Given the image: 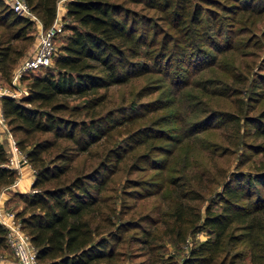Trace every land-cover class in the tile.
Segmentation results:
<instances>
[{
    "label": "trees",
    "instance_id": "1",
    "mask_svg": "<svg viewBox=\"0 0 264 264\" xmlns=\"http://www.w3.org/2000/svg\"><path fill=\"white\" fill-rule=\"evenodd\" d=\"M24 1L43 28L53 24L58 0ZM202 3L217 5L213 0H66L59 4L64 7L63 26L54 38L62 37L51 65L40 73L38 68L23 73L20 82L28 79L26 95L0 97L6 125L35 170L31 191L16 192L14 198L23 203L15 215L36 249L37 263L121 264L120 245L131 229L140 231L139 239L150 252L160 247L157 240L169 237L180 242L199 224L207 238L190 248L182 264H226L228 257L231 264H241L243 259H248L247 264H264V160L252 172L226 170L218 174L216 184L224 182L215 195L217 209L207 206L203 216L192 204L199 199L193 187L172 186H181L186 174L169 178V187L161 184L144 194L147 197L166 189L169 205L163 212L158 210L159 218L148 214L138 218L136 204L120 199L118 204L113 194H108L115 191L114 176L119 171H135L152 161L155 149L156 153L170 152L161 144V148H151L152 141L167 140L168 136L150 126L129 128L126 136L113 134L118 127H129L165 105L131 102L109 109L108 90L152 72L169 75L174 58L186 61L189 48L195 50L196 41H202ZM231 3V11L242 12L235 18L238 23L246 20L245 9L264 10V0ZM216 21L218 26L223 24L222 19ZM36 25L0 0L2 85L10 86L15 67L36 40ZM167 27L175 35L169 34ZM178 65L172 70L175 75L180 71ZM240 79L246 83L245 77ZM256 85L261 86L259 82ZM80 98L82 102H73ZM262 117L263 113L241 125L250 123L264 137ZM223 119L240 127L235 114L224 113ZM197 122L193 126L203 124L205 128L209 120ZM149 146V152L139 155L141 147ZM249 148L264 151V145ZM224 149L219 146V157ZM243 155L246 158L238 167L251 161L247 152ZM7 158L3 142L0 188L17 176L5 166ZM127 185L137 187L134 181ZM131 194L139 196L137 191ZM5 246L6 228L0 223V248Z\"/></svg>",
    "mask_w": 264,
    "mask_h": 264
},
{
    "label": "rangeland",
    "instance_id": "2",
    "mask_svg": "<svg viewBox=\"0 0 264 264\" xmlns=\"http://www.w3.org/2000/svg\"><path fill=\"white\" fill-rule=\"evenodd\" d=\"M213 1L217 5L201 4L205 9L204 25L200 26L199 31V38L201 37L202 41L194 42L197 46L195 50L192 46L189 48L190 53L188 52L186 61H176L174 58L169 75L152 72L125 84L111 86L108 90L110 101L107 107L109 109L127 106L131 102L155 101L159 105H165L149 113L145 118L137 119L133 125L129 127L130 124L122 125L113 132L114 136H126L129 128L150 126L166 133L164 136H168L167 140L152 141L150 146L155 149L161 144L170 152L161 154L156 153L157 149H155L152 152L155 159L152 161L142 163L135 171H119L114 176L115 191L108 192L113 194L118 204L121 201L130 205L136 204L138 218L146 214L154 218L161 217L158 215V210L163 212L169 205L165 197L166 189L147 197H144V194L157 190L161 184L169 187V178H180L185 174L186 176L180 181L183 182L181 186H172L193 187L199 199L192 204L203 216L207 206L217 209L215 195L224 182L216 184L218 174L225 173L226 170L252 172L254 169L257 170L264 160V151L255 152L249 148L253 145L263 146L264 137H260L250 123L247 122L246 126L241 125L246 120L251 121V118H258L262 113L264 114V10L261 8L253 12L254 10L245 9L246 20L238 23L235 18H238L242 12L236 13L229 9L231 0ZM61 8L60 5L59 9ZM61 15L62 12L58 10L60 22L63 21ZM217 19H222L223 24L218 26ZM165 30L175 35L174 31L168 27ZM61 37L60 34L53 39L55 51ZM35 43L36 40L34 45ZM248 43H250L249 46ZM224 44L227 46L223 47ZM228 46L234 49H227ZM185 47L188 48L187 45ZM23 59L25 57L20 60V63ZM178 63L180 71L175 75L176 73L173 74L172 70L174 64ZM38 69L39 71L36 72L40 73L44 67ZM174 77L177 81L173 80ZM244 77L246 83H240V78ZM257 82L261 84L260 87H257ZM27 83L28 79L17 85L18 93H20L18 97L25 95L23 91L27 90ZM229 84L233 86L231 87L233 91L228 90ZM236 88H239L237 93H235ZM224 93L226 95H223ZM73 102L80 103L82 98ZM229 112L238 116L240 127L226 119L222 120L223 114ZM206 118L209 123L207 122L205 128L203 124L193 126L195 122L206 120ZM260 121L264 123V117ZM5 136L4 144L7 148L8 136ZM205 145L209 146L205 147ZM150 146L141 147L139 155L149 152ZM219 146L226 147L221 150L226 154L225 156L222 155L223 153L220 157L218 156ZM245 152L248 157H251V161L238 167L239 161L246 158L243 155ZM160 158L165 160L159 162ZM127 181L136 182L137 187L128 186ZM134 191L139 192V196L131 194ZM12 209L16 212L20 208L16 204ZM140 236L138 229L127 232L126 239L121 243L119 250L121 264H182L190 248L207 238L206 232L198 224L188 231L182 241L174 242L172 238L164 237L162 240H157V244H160L159 248L147 252V246L141 243ZM10 256L17 262L11 248L8 246L0 248V264L5 258H11ZM231 262L232 259L228 257L226 264ZM240 262L247 264L248 259Z\"/></svg>",
    "mask_w": 264,
    "mask_h": 264
},
{
    "label": "built area",
    "instance_id": "3",
    "mask_svg": "<svg viewBox=\"0 0 264 264\" xmlns=\"http://www.w3.org/2000/svg\"><path fill=\"white\" fill-rule=\"evenodd\" d=\"M64 1L66 0H58L56 18L53 24L49 28L45 29L43 28L39 18L29 9L24 0H5V2L10 4L17 13L27 16L31 20L35 21L38 31L36 43L32 53L26 56L19 66L14 70L10 86H4L0 83V97L9 96L18 98L20 93H18L19 88L17 85L19 84L20 77L23 75V73L30 69H37L51 65L53 56L55 54L53 38L58 32L61 31L63 26V23L58 20V6ZM23 92L25 95L27 94V90H24ZM0 126L8 136V158L5 166L15 170L17 174L16 179L11 184L3 186V189H8L17 184L18 179L21 176V168L23 166H29L33 174H35V170L29 163L26 153L18 148L16 140L13 138L6 125L2 110H0ZM1 143L2 140L0 138V144ZM0 223L6 228L7 245L9 248H11L14 256L17 259V263L38 264L36 258V249L32 245L28 234L22 229L21 222L16 217L15 212L5 209L0 210Z\"/></svg>",
    "mask_w": 264,
    "mask_h": 264
},
{
    "label": "crops",
    "instance_id": "4",
    "mask_svg": "<svg viewBox=\"0 0 264 264\" xmlns=\"http://www.w3.org/2000/svg\"><path fill=\"white\" fill-rule=\"evenodd\" d=\"M62 8L59 9L62 13H64V7L61 6ZM34 48V42L25 54L24 57L30 55L33 51ZM23 57V58H24ZM0 110H1V104H0ZM6 132L2 129L0 126V138L3 142L6 141ZM34 180V174L31 171V168L27 165L23 166L21 168V176L18 179V182L15 186H12L8 189H3L2 187L0 188V210H13L12 208L18 204L19 208L22 207L23 203L21 200L14 198V193L16 192H30L31 191V186ZM11 257V256H10ZM2 264H18L15 260L14 257L11 258H5V260L2 261Z\"/></svg>",
    "mask_w": 264,
    "mask_h": 264
}]
</instances>
